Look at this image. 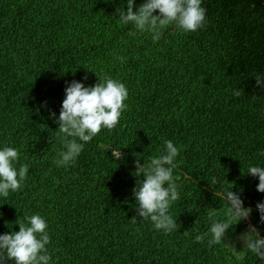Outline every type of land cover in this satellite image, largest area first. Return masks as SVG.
<instances>
[{
  "label": "trees",
  "instance_id": "16d2710c",
  "mask_svg": "<svg viewBox=\"0 0 264 264\" xmlns=\"http://www.w3.org/2000/svg\"><path fill=\"white\" fill-rule=\"evenodd\" d=\"M201 6L202 28L168 25L154 43L119 23L115 9L126 10L125 0H0V145L17 149L15 167L28 165L22 187L0 196V233L18 231L26 215L44 217L50 264H264L239 239L249 228L264 236L255 209L264 192L246 173L264 167V87L255 83L264 74L263 0ZM96 75L125 84L127 107L75 163L57 167L61 145L48 109L58 115L67 81L86 76L87 86ZM165 139L180 148L168 233L136 216L131 195L143 179L134 162L147 163ZM224 188L239 191L249 215L221 242L197 241L208 212L223 217L214 191Z\"/></svg>",
  "mask_w": 264,
  "mask_h": 264
},
{
  "label": "clouds",
  "instance_id": "9594fccd",
  "mask_svg": "<svg viewBox=\"0 0 264 264\" xmlns=\"http://www.w3.org/2000/svg\"><path fill=\"white\" fill-rule=\"evenodd\" d=\"M125 4L126 10L121 7L115 9L119 23L131 25L128 32L130 36H135L137 32L151 34L154 43L161 38L168 25L187 33L202 28L206 23L202 0H143L135 11L134 0H125ZM154 10L156 14H153ZM117 59L122 60L123 57ZM86 79L85 76L79 81L73 79L65 83L58 115L48 109V117L57 125L55 130H58L52 136L58 137L61 145L53 161L57 167L75 163L85 144L102 128H114L127 107L124 101L128 93L124 83L105 75L103 79L98 77V82L86 86ZM255 83L264 87V74H257ZM231 94L237 97L240 91L233 88ZM40 107L46 108V102L41 101ZM36 111L39 113V109ZM179 151V146L165 139L159 154L149 157L147 163L134 162L136 172L143 174V179H137L131 190L136 216L148 219L154 229L164 233L175 228L169 208L179 198L178 187L172 175ZM258 155L264 156V150H259ZM18 158L15 147L0 145L2 197H7L9 191H17L25 180L28 165L21 163L18 168L15 167ZM246 173L258 179L256 191L264 192V167L249 165ZM231 188L214 191V196L223 202V217L217 216L214 210L208 212L209 227L206 232L195 237L197 241L207 237L208 245L217 244L222 241L233 221L237 222L249 215L250 208L243 206L239 191L233 192ZM255 209L259 221L264 222V198L255 204ZM24 220L26 224L17 223L18 231L0 233V264H7V261L12 264H50L52 257L46 248L49 233L46 231L45 218L39 214H31L26 215ZM239 239L243 242V249L264 262V236L249 228ZM243 255V252H234L237 261Z\"/></svg>",
  "mask_w": 264,
  "mask_h": 264
},
{
  "label": "water",
  "instance_id": "95a60500",
  "mask_svg": "<svg viewBox=\"0 0 264 264\" xmlns=\"http://www.w3.org/2000/svg\"><path fill=\"white\" fill-rule=\"evenodd\" d=\"M263 5H264V0H263Z\"/></svg>",
  "mask_w": 264,
  "mask_h": 264
}]
</instances>
